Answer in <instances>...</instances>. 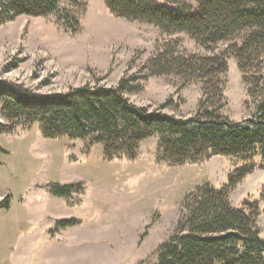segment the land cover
<instances>
[{
	"label": "rangeland",
	"instance_id": "374dc122",
	"mask_svg": "<svg viewBox=\"0 0 264 264\" xmlns=\"http://www.w3.org/2000/svg\"><path fill=\"white\" fill-rule=\"evenodd\" d=\"M82 1L80 6L60 0L46 16L20 14L0 24V81L34 94H60L96 77L115 85L125 73L141 75L145 61L164 43L177 53L200 55L226 45L204 48L184 32L165 33L151 23L116 16L103 0ZM73 17L79 21L74 34L66 28ZM9 62L16 67L5 69ZM226 62L222 113L234 121L252 117L264 93V56L260 68L246 69L249 84L233 56ZM139 82L141 90L125 94L129 101L154 108L168 100L162 111L179 117L193 113L201 97L198 80L186 82L173 73ZM0 121L9 122L1 109ZM157 140L158 134L142 140L133 159L106 160L99 144L87 147V139L66 135L46 138L38 122L15 121L12 131L0 133V199L10 195L9 207L0 208V264H153L183 196L203 182L222 186L230 172L249 162L255 167L231 191L230 200L234 205L258 201L257 225L264 239L259 151L249 160L218 154L170 164L157 160ZM77 181L84 191L70 198L48 191L49 183ZM63 217L80 222L49 232Z\"/></svg>",
	"mask_w": 264,
	"mask_h": 264
},
{
	"label": "trees",
	"instance_id": "16d2710c",
	"mask_svg": "<svg viewBox=\"0 0 264 264\" xmlns=\"http://www.w3.org/2000/svg\"><path fill=\"white\" fill-rule=\"evenodd\" d=\"M59 1L0 0V24L20 14L46 16L56 10ZM103 1L116 16L151 23L165 33L184 32L204 48H213L219 42L226 45L217 52L200 55L177 53L164 43L145 61L141 75L125 73L115 85L102 84V78L96 77L60 94H34L21 85L0 81L1 114L9 121H0V133L12 131L19 119L38 122L46 138L66 135L87 139V147L99 144L106 160L122 156L133 159L139 143L158 134L159 161L183 164L218 154L249 160L259 151L260 167L264 168V93L252 117L234 121L222 113L227 56L236 59L246 84L251 83L246 69L260 68L263 63L264 0ZM70 2L84 4L82 0ZM71 19L66 28L74 34L79 30V21ZM16 65L9 62L4 68ZM170 73L201 84V97L190 115L163 112L168 100L151 108L126 97L127 92L142 89L140 79ZM254 167V163H245L230 172L222 186L203 182L186 193L172 231L155 250L153 264H264V239L257 225L258 201L244 200L234 205L230 200L231 191ZM48 191L53 196L70 198L74 193H83L84 185L81 181L49 183ZM9 205L10 195L6 194L0 199V208ZM79 222L76 217L56 218L49 232ZM146 233V229L142 231L139 240Z\"/></svg>",
	"mask_w": 264,
	"mask_h": 264
}]
</instances>
